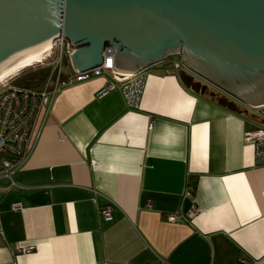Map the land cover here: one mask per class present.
Listing matches in <instances>:
<instances>
[{
    "label": "crops",
    "instance_id": "0c3cea01",
    "mask_svg": "<svg viewBox=\"0 0 264 264\" xmlns=\"http://www.w3.org/2000/svg\"><path fill=\"white\" fill-rule=\"evenodd\" d=\"M178 59L147 69L137 108L99 95L109 72L64 70L0 180V264H264V162L246 138L264 121L186 87Z\"/></svg>",
    "mask_w": 264,
    "mask_h": 264
},
{
    "label": "water",
    "instance_id": "95a60500",
    "mask_svg": "<svg viewBox=\"0 0 264 264\" xmlns=\"http://www.w3.org/2000/svg\"><path fill=\"white\" fill-rule=\"evenodd\" d=\"M60 35L77 71L107 46L124 73L178 56L194 92L210 85L232 111L264 106V0H0V74Z\"/></svg>",
    "mask_w": 264,
    "mask_h": 264
},
{
    "label": "built area",
    "instance_id": "2783aa9c",
    "mask_svg": "<svg viewBox=\"0 0 264 264\" xmlns=\"http://www.w3.org/2000/svg\"><path fill=\"white\" fill-rule=\"evenodd\" d=\"M56 49L54 58L51 57L53 49ZM51 58V61L47 59ZM69 60L68 79L85 80L93 76L109 72L111 79L100 90L99 95L118 88L122 93L125 104L129 108H137L142 96L145 82L148 76L147 69L136 73H124L114 69L113 49L110 46L102 51L100 65L77 71L70 61V47L63 36H58L53 41L52 48L38 61L42 67H49L50 71L39 88L22 87L14 82V78L7 77L0 81V180H7L8 185H13V173L21 166L29 151L30 135L37 114L43 107L49 106L52 98L59 90L60 84L66 81L62 79V59ZM47 61V62H46ZM174 68L183 67L180 59L172 62ZM257 112L259 118L264 121V106L249 108ZM246 138L254 145L256 155L260 162H264V126L248 130ZM2 186H0V189ZM12 210H21L20 203L11 204ZM100 216L109 221L112 219V205L106 204L99 208ZM170 221H177L178 215L167 216ZM29 247H19L18 252H29ZM161 264H166L162 262Z\"/></svg>",
    "mask_w": 264,
    "mask_h": 264
},
{
    "label": "rangeland",
    "instance_id": "374dc122",
    "mask_svg": "<svg viewBox=\"0 0 264 264\" xmlns=\"http://www.w3.org/2000/svg\"><path fill=\"white\" fill-rule=\"evenodd\" d=\"M47 52L48 51H46L44 54H46ZM55 53H56V49L54 48L52 50V53H51V57L52 58H54ZM173 57L177 58V56H173ZM173 57H170V58H173ZM47 61L48 62L51 61V58L47 59ZM39 67L40 68L42 67L41 64L39 62H35L34 64H32V65H30L28 67H25V68L19 70L18 72L14 73L10 77L14 78V82L15 83H18L23 78H25L31 71H33L34 69H37ZM69 68H70L69 60L66 57H63V59H62V69L65 70V72H68L69 71ZM208 90L209 91H213L215 93V95L218 96L216 89H214L212 86L208 85ZM238 106L240 108L246 110L247 113H248V115H252V117H254V119H258L259 120V116H258V114H257L256 111H254L253 109H249V108L247 109L246 107L242 106L241 104H239Z\"/></svg>",
    "mask_w": 264,
    "mask_h": 264
},
{
    "label": "trees",
    "instance_id": "16d2710c",
    "mask_svg": "<svg viewBox=\"0 0 264 264\" xmlns=\"http://www.w3.org/2000/svg\"><path fill=\"white\" fill-rule=\"evenodd\" d=\"M49 71V67H39L31 71L25 78L16 84L27 88H39L46 79Z\"/></svg>",
    "mask_w": 264,
    "mask_h": 264
},
{
    "label": "bare ground",
    "instance_id": "6f19581e",
    "mask_svg": "<svg viewBox=\"0 0 264 264\" xmlns=\"http://www.w3.org/2000/svg\"><path fill=\"white\" fill-rule=\"evenodd\" d=\"M52 46H53V41L51 40L50 47L47 48L45 51H43L41 54H39L37 57H35V58H33V59H31V60H29V61H27V62H25V63H23L21 65H18V66L14 67V68H12L10 70H7V71L1 73L0 74V81L5 79V78H7V77H10L11 75H13L14 73L18 72L19 70H21V69H23L25 67H28V66L34 64L35 62L40 61V59L43 57L44 53L46 51H49L52 48Z\"/></svg>",
    "mask_w": 264,
    "mask_h": 264
},
{
    "label": "flooded vegetation",
    "instance_id": "af4514ba",
    "mask_svg": "<svg viewBox=\"0 0 264 264\" xmlns=\"http://www.w3.org/2000/svg\"><path fill=\"white\" fill-rule=\"evenodd\" d=\"M203 84V83H202Z\"/></svg>",
    "mask_w": 264,
    "mask_h": 264
}]
</instances>
